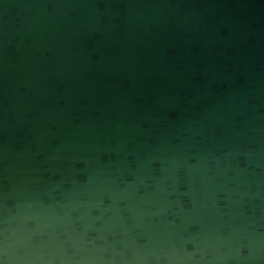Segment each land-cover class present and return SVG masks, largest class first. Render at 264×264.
<instances>
[{
    "label": "water",
    "instance_id": "95a60500",
    "mask_svg": "<svg viewBox=\"0 0 264 264\" xmlns=\"http://www.w3.org/2000/svg\"><path fill=\"white\" fill-rule=\"evenodd\" d=\"M0 264H264V0H0Z\"/></svg>",
    "mask_w": 264,
    "mask_h": 264
}]
</instances>
